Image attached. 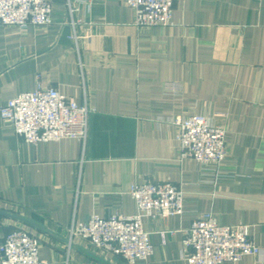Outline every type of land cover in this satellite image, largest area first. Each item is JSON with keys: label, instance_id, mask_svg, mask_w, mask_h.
<instances>
[{"label": "crops", "instance_id": "obj_1", "mask_svg": "<svg viewBox=\"0 0 264 264\" xmlns=\"http://www.w3.org/2000/svg\"><path fill=\"white\" fill-rule=\"evenodd\" d=\"M66 1L54 0L49 26H0V106L57 87L94 110L89 136L30 144L0 116V242L22 228L51 264H129L79 237L68 250L67 229L132 215L134 183L171 181L184 212L144 218L148 264H189L184 230L206 213L250 225L263 249L222 264H264V0H179L172 25L151 27L126 0H80L74 27ZM192 113L228 130L223 166L179 157L174 122Z\"/></svg>", "mask_w": 264, "mask_h": 264}, {"label": "built area", "instance_id": "obj_2", "mask_svg": "<svg viewBox=\"0 0 264 264\" xmlns=\"http://www.w3.org/2000/svg\"><path fill=\"white\" fill-rule=\"evenodd\" d=\"M86 3L92 0H84ZM135 10V24L143 27L173 24L174 3L179 0H126ZM54 0H0V26L29 25L46 27L53 23ZM80 0H67L69 21L75 27L74 14ZM74 38H78L74 32ZM85 87V85H84ZM93 109L79 104L57 87L38 84L0 106V116L27 143L77 138L84 144L89 136ZM175 140L182 160H194L206 166L220 167L229 160L228 130L213 125L206 114L192 113L175 120ZM137 212L120 213L109 218L93 214L87 222L74 221L67 229L68 250L73 238L86 239L100 252L123 257L129 264H148L154 252L144 218H168L184 212V191L171 181L134 183L129 191ZM171 231L162 232L165 242ZM40 240L25 229L9 232L0 242V264H51L40 258ZM250 225H222L212 213L195 219L184 230L182 258L189 264L238 262L245 256L260 255Z\"/></svg>", "mask_w": 264, "mask_h": 264}]
</instances>
